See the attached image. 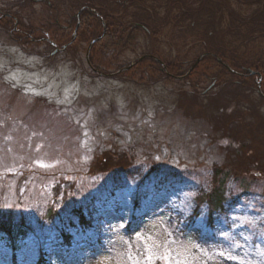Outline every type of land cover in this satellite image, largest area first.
<instances>
[{"label":"rangeland","instance_id":"1","mask_svg":"<svg viewBox=\"0 0 264 264\" xmlns=\"http://www.w3.org/2000/svg\"><path fill=\"white\" fill-rule=\"evenodd\" d=\"M72 2L0 0V14L43 24L61 35L60 45L73 33ZM184 3L115 6L123 23L139 14L159 29H138L125 48L100 52L98 43L93 53L102 62L93 65L86 56L94 39L55 51L41 39L19 42L18 33L9 35L16 25L0 22V224L18 231L16 249L0 237V264H264L260 69L241 90L219 85L212 100L202 92L210 81L198 74L194 90L190 78H166L158 68L143 76L147 63L116 71L148 51L166 63L177 59L184 71L205 50L206 12L215 4L223 6L216 24L226 51L264 65V14L258 30L251 20L264 0ZM203 3L191 25L187 7ZM238 19L250 23L239 28ZM233 24L237 33H227ZM207 67L220 70L208 59L197 71ZM105 154L126 168L95 170Z\"/></svg>","mask_w":264,"mask_h":264},{"label":"trees","instance_id":"2","mask_svg":"<svg viewBox=\"0 0 264 264\" xmlns=\"http://www.w3.org/2000/svg\"><path fill=\"white\" fill-rule=\"evenodd\" d=\"M14 1L16 2L15 5H18L20 7H22L23 5H28V3L31 2V0H21L22 2L21 1L17 2V0ZM81 1H83V3L77 6L74 5L78 1L73 0L72 2V5L74 6V8H76L77 13L79 12L78 14L79 16L76 13L75 15L68 17L67 24L70 26L72 24L73 33L70 34V39L68 38L69 40L64 41V43L60 45L57 42L60 41L61 35L57 39V36L49 33L50 30L47 29L43 24L39 25L38 27L22 24L18 19L19 14H16L15 12L1 13L0 22H2V25L3 24L7 25L8 23H13L14 26L16 25V28L12 27V30L10 29L9 35H12L13 33H18L20 36L18 39L19 42L21 41H23L24 43L26 42L25 44L27 43L33 44L37 41L36 39H41V41H46V42L51 40L54 41L58 47H63V45H67L66 48L67 50V49H71V46L79 38L88 39L89 42L92 39H96L90 49L91 54H89L87 57V61L89 65H93L94 61L95 63H98V61L102 62L100 58L97 60L96 56L94 57V53H93V48H95V45H97L98 43H99L98 47L101 49L100 52L113 47L125 48L132 45L134 41V35L136 34V31L138 29L144 30L148 35H153L154 31H157L159 29V27L156 26V24H153V22H149L148 18H143L139 14H137L138 16L136 17L135 20L130 21L128 24L123 23L120 20V18L115 17L113 15V12H117L114 11L116 9L115 6H124L125 3L144 6L147 0H80V2ZM181 1L183 2L184 5H186L184 3V1L186 0H181ZM110 3L112 4V7ZM47 5H49V3H47ZM204 7H205L204 3L201 4L200 7L197 9H193V8L191 9L190 7H187L188 10L187 12L190 13L189 15L192 14L194 16V20L192 21L191 25H193V23H196L195 22L196 19L201 18L198 17L197 15H199L204 10ZM222 7L223 6H221V4H215V6L213 5V7L207 10L206 15L211 16L212 21L211 24L209 25V28H206V31L204 32L206 37H204V39L203 37L201 38L205 46V50L199 56L193 59V61H191V64L187 65L188 67L186 66L187 68L184 71L179 72L180 69L179 67H182V62L176 61L177 59H174V62L171 61V63L168 62L166 63L165 60L162 61L160 57L155 56V54L152 53V51L143 53L140 58L135 59L130 64L128 63L126 66H120L116 71L118 72L119 70H124L126 67L130 68L131 66L135 67L139 64L141 65L147 63V67L144 68V70H142V72L145 73L143 74V76L147 75L153 77L152 74H156L157 73L156 68H158L160 69V73L164 74L166 78H170V77H175L177 79L181 78L182 81H185L186 78L188 79L190 78V82L194 86V90L198 89L200 82L209 80L210 84L207 86V88L204 89V91H202L207 96L210 95L212 90L216 89L219 85H222L225 88L229 87L234 90H241V88H243L245 84H247V81L252 80L253 77L256 76L255 74L260 73L259 69L261 73L264 74V65L259 64V61H255L251 65H248L247 63H245V56H243V54L239 55L232 51L234 55H230V53L226 51V49L222 45L224 44L223 36L220 35V33H222L223 31L222 29H220V27L217 28V26H220L219 24L222 18V16L218 17V13L221 12ZM108 11H110V13ZM258 14L259 15L264 14V7L261 8L259 12H255V14L253 15V19H251L252 22H254L253 23L254 27H256L255 30L256 29L258 30L260 27H263V25L261 24L262 20H260L258 23ZM57 19L55 23H58ZM237 21H242L241 23H238L239 28L240 26L247 25L248 23H250V22L246 23L245 20H240V19H238ZM217 22L219 24H216ZM17 25L23 27L24 29L22 30L23 32L22 31L17 32L16 30ZM75 28H77L76 34L74 33ZM227 30H228L227 33L232 32L233 34H236L237 26L233 24V26H231ZM75 35L76 37H74ZM100 54L101 53H99V57L101 56ZM228 56L229 58H231L230 59L231 62L226 63V59ZM208 59L213 60L214 64L220 68L219 72L217 73L212 72L210 71L211 69L209 70L208 67L207 69L203 70L202 73L197 71V67H199L203 61H206ZM94 67L98 68V66H94ZM261 73L257 77L260 78L259 90L262 93H264V78H263L264 75ZM197 74L199 76H202L203 79L199 82L200 78H198L196 79V82H193L195 80L191 79V77L196 76ZM255 82H256V87H258L257 86L258 80H256ZM236 95L239 96V93L237 92ZM237 97H235L236 100L232 102V105L234 102L238 103V106L241 103L240 101L237 100ZM209 98H211L212 100L213 99L212 95H210ZM242 100L248 103V108L252 104L251 100L249 99H242ZM233 106L236 107V104ZM100 159L103 160H100L96 162V164H94L95 165L94 169L98 170L99 172H108L111 166H113L112 168L115 169L126 168L125 166L122 165L124 163L122 162V160L116 163L111 162L107 157V154L102 156V158ZM116 164L119 166H114ZM15 236L16 235H15L14 225H12L10 222L7 221L0 224V237L3 238L6 237L9 240V242L12 244V246L13 243H15L14 242ZM42 263L43 262H41V264Z\"/></svg>","mask_w":264,"mask_h":264},{"label":"snow or ice","instance_id":"3","mask_svg":"<svg viewBox=\"0 0 264 264\" xmlns=\"http://www.w3.org/2000/svg\"><path fill=\"white\" fill-rule=\"evenodd\" d=\"M150 250V249H149ZM129 258L131 259V255L129 256ZM149 261L151 260V256H148L147 258ZM134 264H139V261H134Z\"/></svg>","mask_w":264,"mask_h":264}]
</instances>
